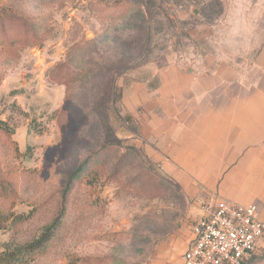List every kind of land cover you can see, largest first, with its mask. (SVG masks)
<instances>
[{
  "label": "rangeland",
  "instance_id": "rangeland-1",
  "mask_svg": "<svg viewBox=\"0 0 264 264\" xmlns=\"http://www.w3.org/2000/svg\"><path fill=\"white\" fill-rule=\"evenodd\" d=\"M263 48L264 0H0V254L55 223L22 264H182L189 208L131 144L122 96Z\"/></svg>",
  "mask_w": 264,
  "mask_h": 264
},
{
  "label": "crops",
  "instance_id": "crops-1",
  "mask_svg": "<svg viewBox=\"0 0 264 264\" xmlns=\"http://www.w3.org/2000/svg\"><path fill=\"white\" fill-rule=\"evenodd\" d=\"M131 144L176 185L193 220L226 200L264 219V48L253 66L172 64L122 96ZM185 248V250H186ZM250 264H264V246Z\"/></svg>",
  "mask_w": 264,
  "mask_h": 264
},
{
  "label": "built area",
  "instance_id": "built-area-1",
  "mask_svg": "<svg viewBox=\"0 0 264 264\" xmlns=\"http://www.w3.org/2000/svg\"><path fill=\"white\" fill-rule=\"evenodd\" d=\"M182 264H250L264 246V219L255 206L219 200L191 226Z\"/></svg>",
  "mask_w": 264,
  "mask_h": 264
},
{
  "label": "trees",
  "instance_id": "trees-1",
  "mask_svg": "<svg viewBox=\"0 0 264 264\" xmlns=\"http://www.w3.org/2000/svg\"><path fill=\"white\" fill-rule=\"evenodd\" d=\"M89 158L84 159L77 168L69 175L67 182V190L73 185L76 180H79L88 170ZM65 211L64 205H62L60 210L59 218L63 217ZM1 219V218H0ZM57 226L53 223L51 226L47 227L46 230L40 234V236L25 246L14 248L10 251L0 254V264H22L23 262L29 261L30 256L35 252L39 251L41 248L45 247L47 243L50 242L53 236V231H55Z\"/></svg>",
  "mask_w": 264,
  "mask_h": 264
}]
</instances>
